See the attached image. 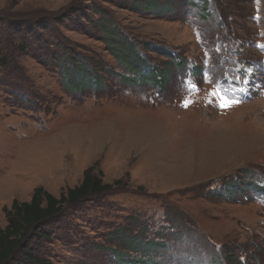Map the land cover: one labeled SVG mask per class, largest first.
I'll return each instance as SVG.
<instances>
[{"label": "rangeland", "instance_id": "obj_1", "mask_svg": "<svg viewBox=\"0 0 264 264\" xmlns=\"http://www.w3.org/2000/svg\"><path fill=\"white\" fill-rule=\"evenodd\" d=\"M140 1L0 0V227L95 168L44 263L264 264V0Z\"/></svg>", "mask_w": 264, "mask_h": 264}, {"label": "trees", "instance_id": "obj_2", "mask_svg": "<svg viewBox=\"0 0 264 264\" xmlns=\"http://www.w3.org/2000/svg\"><path fill=\"white\" fill-rule=\"evenodd\" d=\"M155 0H141L137 11H157L161 7ZM203 9L208 7L203 2ZM116 30L108 27L103 39L106 48L112 53H119L122 48H133L122 36L115 37ZM115 40L121 42L117 44ZM124 45V46H123ZM104 184L102 178L95 173V168H89L83 173L81 182L73 189H68L59 198L48 193L43 187L34 190L29 202L14 200L9 208L3 207L6 225L0 227V264H46L32 255L28 247L31 240L46 238L41 231L42 226L54 220L66 207H75L80 202L87 201L100 195L112 193L115 186Z\"/></svg>", "mask_w": 264, "mask_h": 264}, {"label": "snow or ice", "instance_id": "obj_3", "mask_svg": "<svg viewBox=\"0 0 264 264\" xmlns=\"http://www.w3.org/2000/svg\"><path fill=\"white\" fill-rule=\"evenodd\" d=\"M240 101H238V100H235V101H231V102H229V101H224L223 103H221L220 104V109L221 110H227L229 107H231L232 105H234V104H238ZM184 107H188V104L187 103H185L184 104Z\"/></svg>", "mask_w": 264, "mask_h": 264}]
</instances>
